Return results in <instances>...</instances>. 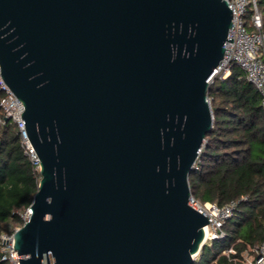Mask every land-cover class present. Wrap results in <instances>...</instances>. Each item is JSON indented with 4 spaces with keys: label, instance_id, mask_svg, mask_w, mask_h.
Listing matches in <instances>:
<instances>
[{
    "label": "water",
    "instance_id": "1",
    "mask_svg": "<svg viewBox=\"0 0 264 264\" xmlns=\"http://www.w3.org/2000/svg\"><path fill=\"white\" fill-rule=\"evenodd\" d=\"M231 19L223 0H0V75L40 166L19 264L192 263Z\"/></svg>",
    "mask_w": 264,
    "mask_h": 264
},
{
    "label": "trees",
    "instance_id": "2",
    "mask_svg": "<svg viewBox=\"0 0 264 264\" xmlns=\"http://www.w3.org/2000/svg\"><path fill=\"white\" fill-rule=\"evenodd\" d=\"M264 31V0H255ZM248 11L245 19L250 18ZM4 93L0 91V100ZM212 128L188 177L190 196L200 203L238 206L224 237L201 247L191 264H242L241 255L264 244V109L260 96L236 65L209 84ZM0 235L11 234L25 219L40 176L23 154L17 127L0 109ZM0 242V257L1 252ZM233 253L221 255L225 249ZM0 264H8L0 261Z\"/></svg>",
    "mask_w": 264,
    "mask_h": 264
},
{
    "label": "built area",
    "instance_id": "3",
    "mask_svg": "<svg viewBox=\"0 0 264 264\" xmlns=\"http://www.w3.org/2000/svg\"><path fill=\"white\" fill-rule=\"evenodd\" d=\"M231 10V26L228 30L227 38L232 42L224 43L223 59L214 72L208 83H212L213 78L222 71L226 74L219 77L221 80L229 75V68L232 64L239 67L245 79L260 96V104L264 109V31H262V21L258 12L255 0H223ZM251 9L252 14L248 20L245 19L247 12ZM0 91L4 97L0 100V109L4 119H9L17 127L23 154L28 158L35 172L39 174V160L30 144L26 132L25 124L21 119L23 106L21 102L4 84L0 75ZM3 121L0 120V124ZM188 205L199 213L203 214L208 223L203 228L205 240L203 245L224 237L222 227L224 223L234 214L238 202L231 201L223 206L214 203H200L192 196H189ZM27 218V216H26ZM26 218H23L26 220ZM18 228H14L11 234L0 235L2 245L0 261L8 264H19L18 255L12 250L13 234ZM12 250V251H11ZM233 253L231 248L225 249L221 255L226 257ZM242 264H264V244L249 248L241 255Z\"/></svg>",
    "mask_w": 264,
    "mask_h": 264
},
{
    "label": "rangeland",
    "instance_id": "4",
    "mask_svg": "<svg viewBox=\"0 0 264 264\" xmlns=\"http://www.w3.org/2000/svg\"><path fill=\"white\" fill-rule=\"evenodd\" d=\"M249 11H251V9H249ZM250 14V16H251V13H249ZM226 74L222 71L221 73H219V75H218V77H224ZM27 210L25 211V213H23L22 214V217L23 218H26V216H27Z\"/></svg>",
    "mask_w": 264,
    "mask_h": 264
},
{
    "label": "bare ground",
    "instance_id": "5",
    "mask_svg": "<svg viewBox=\"0 0 264 264\" xmlns=\"http://www.w3.org/2000/svg\"><path fill=\"white\" fill-rule=\"evenodd\" d=\"M203 231H205V229H204ZM204 240H205V237L203 236V241H202V243L204 242Z\"/></svg>",
    "mask_w": 264,
    "mask_h": 264
}]
</instances>
